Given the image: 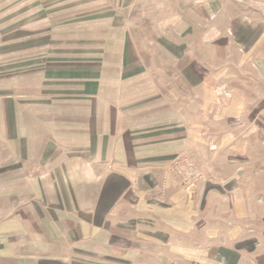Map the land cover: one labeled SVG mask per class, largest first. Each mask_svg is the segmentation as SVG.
<instances>
[{
    "label": "rangeland",
    "instance_id": "obj_1",
    "mask_svg": "<svg viewBox=\"0 0 264 264\" xmlns=\"http://www.w3.org/2000/svg\"><path fill=\"white\" fill-rule=\"evenodd\" d=\"M112 12L143 13L142 36L162 44L134 46L148 74L125 82L118 113L102 108L116 132L101 164L85 154L86 173L67 175L97 182L100 215L67 216L56 202L17 259V203L34 190L0 173V264H264V0H0V138L17 135V101H77L79 81L47 80L50 58L115 71L126 27L93 18ZM103 96L116 100L107 86ZM8 152L0 140V168Z\"/></svg>",
    "mask_w": 264,
    "mask_h": 264
},
{
    "label": "crops",
    "instance_id": "obj_2",
    "mask_svg": "<svg viewBox=\"0 0 264 264\" xmlns=\"http://www.w3.org/2000/svg\"><path fill=\"white\" fill-rule=\"evenodd\" d=\"M93 18L94 21L110 19L111 27L117 30L126 27L121 37H117L113 41L118 46L111 53L117 63L115 71L110 73L108 66H103V63L84 60V62H76V64L70 65L50 58L47 68L44 69L47 80L52 75L54 79H59L57 81L60 82L69 81L70 78L68 77H72L74 81H79L80 83L75 90L77 101H54L47 97L45 101H35L29 104L21 100L17 101V135L7 134L6 136L4 134L0 138L9 150L6 156L13 159L3 163L4 167L12 168L1 167L0 173H17V184L12 182L10 187L34 190L29 192L33 193L34 196L29 194L31 197L26 204L17 203V217H15L17 220V259L20 260L26 259V257H22L24 256L22 255L23 252L18 251L22 250L20 247L21 238L35 232V224L31 221L39 214L40 216H54V204L56 202L62 206V212H65L67 216H80V213L83 216L84 214L87 215L88 212L90 216L100 215L102 202L98 191L96 192L94 188L97 182L94 179H86L84 176L77 178L78 180L69 181L67 175L69 173L85 174L88 167L101 164L102 141L110 140L111 135L116 132L112 127L106 129V132L102 128V108L104 107L105 110L115 109L114 111L118 113L117 106L120 103L118 98L125 82L144 73L148 74L147 66L138 64L139 61L144 63L145 58L134 46L144 43L155 48V46L162 44L159 38L148 37V39L142 36L141 31L146 29L143 13L142 22H138L137 20L140 18L137 16L134 18L132 13L123 16L120 13L112 12L107 17L96 16ZM123 21L127 22L126 26L121 23L118 25L119 22ZM151 26L154 25L149 24V27ZM132 28L133 30L129 31ZM101 58L100 54L97 60L101 61ZM109 61L113 60L110 59ZM70 67L73 73L66 70ZM63 68L67 74L59 72ZM51 69H54V72L50 74ZM107 77H109L108 81L106 80ZM105 86L115 92L116 100L105 99L103 96ZM68 90L69 85H65V91L68 92ZM86 98L88 99L86 100ZM67 104H75L76 106L71 111L66 112ZM78 104L85 106V111L78 109ZM87 108L88 111H86ZM85 154L99 159L97 162L93 161L89 166L86 164ZM71 157H77L74 159L76 162L71 161ZM57 172L64 174L62 180L53 177V174ZM91 188L96 193L91 191L87 195H95V197L91 199L92 203L86 206L87 197L82 196L79 192ZM39 189L58 191L56 195L52 191L47 193L40 191L39 195ZM59 189H64L66 192H61ZM1 217L0 219H2ZM28 242L30 241L28 240ZM26 250L31 252L30 248Z\"/></svg>",
    "mask_w": 264,
    "mask_h": 264
}]
</instances>
